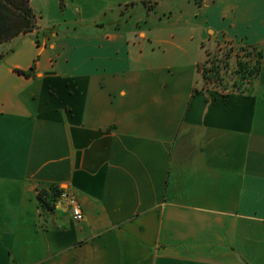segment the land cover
<instances>
[{"label": "crops", "instance_id": "1", "mask_svg": "<svg viewBox=\"0 0 264 264\" xmlns=\"http://www.w3.org/2000/svg\"><path fill=\"white\" fill-rule=\"evenodd\" d=\"M209 1L30 0L0 45V264H264V0ZM207 41L259 47L251 88L202 85ZM52 186L83 221L41 212Z\"/></svg>", "mask_w": 264, "mask_h": 264}, {"label": "trees", "instance_id": "2", "mask_svg": "<svg viewBox=\"0 0 264 264\" xmlns=\"http://www.w3.org/2000/svg\"><path fill=\"white\" fill-rule=\"evenodd\" d=\"M198 5H201V0ZM39 28L37 16L30 0H0V45L33 33ZM46 37L47 33L44 32L42 35L36 34L34 39L38 45H41L42 40ZM230 47L226 53L221 54L217 51V54L213 55L212 61H209L208 58L203 63H209L210 66L208 65L202 70L200 66L203 64L199 65V71L202 72L203 83L205 85L212 84L214 90L222 91L230 87L237 93H243L253 86L254 80L259 75L263 53L259 47L255 46L230 45ZM203 50H206L205 52L209 56L205 45ZM244 58L248 59V62H244ZM233 60L235 64H233ZM18 73L25 76L30 75L22 71H18ZM223 94H227V91ZM61 193V190L55 186L39 190L37 200L43 214L54 211Z\"/></svg>", "mask_w": 264, "mask_h": 264}, {"label": "rangeland", "instance_id": "3", "mask_svg": "<svg viewBox=\"0 0 264 264\" xmlns=\"http://www.w3.org/2000/svg\"><path fill=\"white\" fill-rule=\"evenodd\" d=\"M195 1V0H194ZM195 2H197L196 4L198 5V3H200V0H197V1H195ZM210 4V1L209 0H201V5L202 6H204V5H209ZM148 6H152L151 4H148ZM205 47H206V49L208 50V53H209V56H207V53L205 52L206 50H204V53H205V60L203 61V62H200V64L199 65H202L206 60H208V58H209V61H212V59H213V55H215V54H217L216 52L217 51H219L221 54L222 53H226V52H228L229 51V49L231 48L230 47V45H227V43H225V42H220V41H214V42H209V41H207L206 42V44H205ZM238 47H240V46H238ZM237 51V50H236ZM241 56H243V54H240ZM244 62H248V59H246V58H244ZM233 64H235V62H234V60H233ZM210 66V64L209 63H207V64H203L202 66H200L201 67V69L203 70V68H205L206 66ZM199 67V68H200ZM199 72V75H200V78H201V73L202 72H200V71H198ZM201 80H202V78H201ZM204 83H203V81H202V85H203ZM204 87L205 88H209V89H211V88H213L212 87V84H204ZM231 88L229 87L227 90H220V92L223 94L225 91H227L228 92V90H230Z\"/></svg>", "mask_w": 264, "mask_h": 264}, {"label": "built area", "instance_id": "4", "mask_svg": "<svg viewBox=\"0 0 264 264\" xmlns=\"http://www.w3.org/2000/svg\"><path fill=\"white\" fill-rule=\"evenodd\" d=\"M64 199H66L67 204L71 210L73 219L75 222H81L85 218V214L83 212L82 206L80 202L77 200V198L73 195H70L68 193L61 194Z\"/></svg>", "mask_w": 264, "mask_h": 264}]
</instances>
